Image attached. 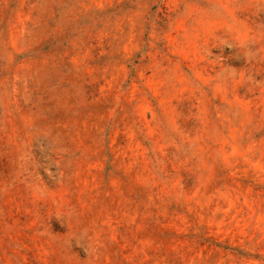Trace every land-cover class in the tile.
Masks as SVG:
<instances>
[{
    "label": "rangeland",
    "instance_id": "rangeland-1",
    "mask_svg": "<svg viewBox=\"0 0 264 264\" xmlns=\"http://www.w3.org/2000/svg\"><path fill=\"white\" fill-rule=\"evenodd\" d=\"M0 264H264V0H0Z\"/></svg>",
    "mask_w": 264,
    "mask_h": 264
}]
</instances>
